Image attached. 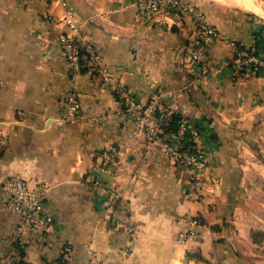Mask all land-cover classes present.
I'll return each mask as SVG.
<instances>
[{
  "label": "crops",
  "instance_id": "1",
  "mask_svg": "<svg viewBox=\"0 0 264 264\" xmlns=\"http://www.w3.org/2000/svg\"><path fill=\"white\" fill-rule=\"evenodd\" d=\"M62 1L114 85L137 103L171 90L169 104L199 125L210 157L200 191L157 143L135 134L110 83L87 64L71 72ZM184 1L221 35L206 75L189 54L196 26L187 13L144 19L127 0H0V264H264V73L220 65L240 47H258L264 17ZM73 93L82 112L68 123L59 114ZM106 147L124 159L112 211L96 208L89 187ZM14 173L47 184L43 208L57 220L51 233H28L21 254L18 216L5 204ZM188 214L200 221L197 236L180 242L178 221ZM115 219L133 226V237L115 230Z\"/></svg>",
  "mask_w": 264,
  "mask_h": 264
},
{
  "label": "built area",
  "instance_id": "2",
  "mask_svg": "<svg viewBox=\"0 0 264 264\" xmlns=\"http://www.w3.org/2000/svg\"><path fill=\"white\" fill-rule=\"evenodd\" d=\"M136 9L137 15L149 19L163 13H187L195 23V36L190 46V57L200 74L212 71L207 51L211 45L220 40L219 30L210 23L204 13L196 5L184 0H127ZM64 16L62 21L68 26L63 36L66 49L65 59L71 72L76 75L87 64L97 72L103 81L117 94L122 108L128 112L135 125V134L145 133L148 139L157 143L160 150L177 166L189 175L200 191L204 185V171L210 164V157L204 147V137L199 125L183 111L169 104L174 96L171 90H160L148 103H137L124 89L114 85L108 71L100 64L98 53L92 43L81 39V24L76 13L66 1H62ZM43 16L50 19V13L44 11ZM259 44L256 49L240 47L228 61H220V65L231 66L236 73L246 70L254 74L264 73V20L259 28ZM220 67L218 66V69ZM82 103L78 94L73 93L66 99L60 110L59 118L68 123H75L81 118ZM174 126L167 131L170 123ZM3 139L0 136V148ZM124 159L119 151L106 147L100 153L95 175L89 181L94 196V205L102 211H112L118 200L117 180ZM109 178H107V176ZM10 193L6 199V208L18 216L15 228L17 250L23 247V239L28 233H51L56 224L53 214L43 208L48 186L42 181H32L18 173L9 175ZM180 231L178 240L185 242L197 236L200 221L193 215H184L178 221ZM115 230H124L133 237L135 228L123 221L115 219ZM86 264H100L96 257H91Z\"/></svg>",
  "mask_w": 264,
  "mask_h": 264
},
{
  "label": "bare ground",
  "instance_id": "3",
  "mask_svg": "<svg viewBox=\"0 0 264 264\" xmlns=\"http://www.w3.org/2000/svg\"><path fill=\"white\" fill-rule=\"evenodd\" d=\"M232 1H234V3L237 6L243 9L256 13L260 16L264 15V8L258 3L257 0H232Z\"/></svg>",
  "mask_w": 264,
  "mask_h": 264
},
{
  "label": "rangeland",
  "instance_id": "4",
  "mask_svg": "<svg viewBox=\"0 0 264 264\" xmlns=\"http://www.w3.org/2000/svg\"><path fill=\"white\" fill-rule=\"evenodd\" d=\"M203 1L211 2V3L225 4V5H229V4L236 5L234 3V1H232V0H203ZM257 1L264 8V0H257ZM262 17H264V15Z\"/></svg>",
  "mask_w": 264,
  "mask_h": 264
},
{
  "label": "trees",
  "instance_id": "5",
  "mask_svg": "<svg viewBox=\"0 0 264 264\" xmlns=\"http://www.w3.org/2000/svg\"><path fill=\"white\" fill-rule=\"evenodd\" d=\"M173 126H174V121H172V122L170 123L168 129H169V128L172 129ZM19 253H20V254L22 253L21 249H19Z\"/></svg>",
  "mask_w": 264,
  "mask_h": 264
}]
</instances>
